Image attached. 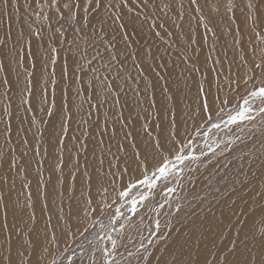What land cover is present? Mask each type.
I'll return each mask as SVG.
<instances>
[{"label":"bare ground","instance_id":"6f19581e","mask_svg":"<svg viewBox=\"0 0 264 264\" xmlns=\"http://www.w3.org/2000/svg\"><path fill=\"white\" fill-rule=\"evenodd\" d=\"M24 1L30 7L22 5L21 17L14 0L7 6L0 0V40L5 41L0 46V264L9 254L12 264H156L157 259L172 264V254L186 240L194 244L201 233L210 246L221 234L233 238L253 217L258 228L264 227L259 224L264 214V115L254 112L255 119L245 121L243 130L228 123L229 114L245 108V99L252 100L249 93L264 87V57H260L264 48H259L263 39H257L253 30L257 24L251 23L245 9L234 8L233 3L242 5V0L213 1L214 12L206 10L201 0L195 4L190 0L191 17L180 25L193 20L194 27L182 28L186 35L194 33L179 34L176 46L170 44L172 36L159 30L163 22L151 7L149 12L141 9L139 17L119 6L116 11L102 8L99 14L90 9L85 22L84 0H78L80 8L72 9L73 19H68V9L58 13L53 0ZM156 1L166 11L160 15L167 23L183 16L182 0ZM109 2L119 0H104ZM155 8L160 9L157 4ZM30 9L34 20L28 18ZM198 11L212 13L217 20H206L210 27L201 25L205 16L200 18ZM113 14L121 20L111 24L104 40L115 37L116 48L109 50L121 60L127 58L125 68L134 79L118 80L120 90L97 97L90 86L89 65L79 59L85 47L80 37L90 34L98 16L107 19ZM46 17H52L53 31L62 40L48 39L52 31ZM214 26L222 32L220 41L214 39L222 47V60L215 63L208 45L211 35L205 36ZM195 46L201 57L197 60L193 53L196 60L191 62L185 49L195 51ZM228 78L230 89L221 83ZM26 86L30 94L24 91ZM205 100L208 112L203 109ZM120 146L129 158L112 165L109 158ZM176 148L193 159L177 161ZM138 149L144 158L137 160ZM161 160L174 165L167 181L159 182L154 192L139 185L129 198L120 195L126 186L150 177ZM166 185L175 191L167 192ZM141 194L149 199L133 205ZM139 212L153 222L152 228H144L148 235L132 230L131 218H139ZM172 223L189 225L149 256L144 248L150 251ZM209 227L213 232L206 231ZM130 233L137 244H118Z\"/></svg>","mask_w":264,"mask_h":264},{"label":"snow or ice","instance_id":"6c2138e0","mask_svg":"<svg viewBox=\"0 0 264 264\" xmlns=\"http://www.w3.org/2000/svg\"><path fill=\"white\" fill-rule=\"evenodd\" d=\"M191 2L195 4L196 0H191ZM3 3L7 6L9 0H3ZM58 3L59 0H53V4ZM84 3L87 5L86 7H83L85 16L82 19L85 22H87V14L90 9L99 14L102 8L111 10L119 6L125 8L128 13L135 12V15L139 17L141 9L156 7L155 0H151V3L150 0H119L118 4L111 2L105 4L104 0H84ZM62 6L69 10L70 14L68 19H73L74 14L72 13V9L80 8L81 4L78 0H70V2L64 3ZM164 7H168V5H164ZM249 7H252V5L249 4ZM56 11L59 13L60 7H57ZM60 18L63 19L64 17L61 15ZM145 19H148L147 13H145ZM119 20H121V16L119 14L109 15L107 19L98 16L97 24L90 29V34L80 37L81 40L85 41V47L80 52L79 59L85 60L89 65V71L92 73V81H95V83L90 81V86L94 88V94L97 97L110 94L113 89L120 90L118 80L126 81L128 79H134L125 68L127 58L121 60L117 54L109 50L110 48H116V44L114 42L115 37L112 36L108 41L104 40V36L108 35V29L111 28V24L116 23ZM119 26L121 28L124 27L122 23ZM77 31H82V29H78ZM35 35H39V32L35 33ZM61 35H63V33H61ZM4 44L5 41L0 40V46H3ZM101 46H103V51H101ZM53 51H55V49H53ZM105 53H107V55H105ZM93 61L96 63L93 64ZM17 62L19 63L20 60ZM52 63L54 64L55 60H53ZM256 67L260 68L261 65L257 64ZM80 71H84L82 64L80 65ZM26 79H28V77H26ZM24 91L29 94L31 93V89L27 86ZM249 96L252 100H244V104L246 105L245 108L238 111L235 115L229 114L228 123L241 126V130H243L242 125L245 121L251 122L255 119V116L253 115L254 112L264 115V87L254 89L249 93ZM254 101H259V104L257 105ZM209 107V104L205 100L203 103V109L205 112L209 111ZM46 114L49 116L52 115L51 112H47ZM63 118L64 117H61V119ZM208 118H211L210 113ZM214 126L217 128L219 127L218 124ZM61 130L63 131V129ZM127 135L128 134L126 133L125 138H127ZM170 142L179 143V141L173 140H170ZM156 147L157 149L161 148L159 142H157ZM173 154L175 159L181 163L186 160L193 159V157L189 156L186 151L181 152L179 148H176ZM101 163H103V161H101ZM173 167L174 165L171 160H161L150 177L145 176L143 179L138 180L130 187L126 186L125 190L122 191L120 195L125 198H129L133 190H138L139 185H148L149 190L154 192L155 187L159 186V182L167 181L169 176L172 175L171 169ZM124 171L126 172L127 169L125 168ZM157 178H159V180H157ZM86 179L90 185L91 177L88 176ZM153 181H157V183L154 185ZM101 190L105 193L107 192V189L103 187V184H101ZM166 190L169 193L175 191L174 188L167 185ZM147 199H149V197L141 194L139 201L133 200V205L143 203ZM132 211L135 214L137 209L134 207ZM237 222L239 223V220ZM257 223L258 222L255 217H253L250 222L245 223L244 227L247 228V231L244 230V227H241L236 230L233 238H229L221 234L219 238L212 241L210 246L205 242L203 233H201V237L198 238L194 244L191 243L190 240H186L185 243L180 246V251L172 254V264H264V227L258 228ZM259 224H264V214L261 215ZM159 229L160 222L157 220L156 230L159 231ZM206 231L211 233L213 232V229L209 227ZM143 247V244H141V248ZM144 251L149 256L152 255L147 248H144ZM19 254L23 255L22 253ZM105 254L106 256L108 255L107 249H105ZM129 255L131 256L133 254L129 252ZM182 256H186V259H181L180 257ZM140 259L144 260L145 257L141 256ZM4 264H12L10 254L5 258ZM156 264H161V261L157 259ZM164 264H168V261H164Z\"/></svg>","mask_w":264,"mask_h":264},{"label":"rangeland","instance_id":"374dc122","mask_svg":"<svg viewBox=\"0 0 264 264\" xmlns=\"http://www.w3.org/2000/svg\"><path fill=\"white\" fill-rule=\"evenodd\" d=\"M190 0H188V4L186 3V0L184 1V0H182V11H183V16L181 17V18H177L174 22H172V23H167V20H166V18H164L165 16H162L161 17V13H162V8H161V6L159 5V3L155 0V3L157 4V6L160 8V9H156V8H154V9H151V8H148V9H144V10H147V12H149V9H151V10H153L152 12L156 15V17H158V18H160L161 20H162V22H163V25L159 28V30H161L164 34H166V35H169V36H172L169 40H170V44H172V45H174V46H176L177 45V42H176V40L178 41V39H177V37L179 36V34H185V31L183 30V28H182V25H186V26H189V27H194V21L193 20H189V21H185L183 24H181L180 25V22L181 21H183V20H185V19H188V18H190L191 17V14H190V10H189V8H191V5H192V3H190L189 2ZM213 1H216V0H201V4L203 5V7L206 9V10H211V11H216L217 9L216 8H213L212 6H213ZM14 2H15V8H17L16 6H17V0H14ZM217 2V1H216ZM242 3H244V4H242L241 5V3L239 2V1H235L234 3H233V6H234V8L236 9V10H238L239 9V7H237V6H241V7H243L244 9H245V12H247V15L249 14V17H250V19H251V23H253V25L254 24H257L256 26H254L253 27V30H254V33H255V35H256V37H257V39L258 38H260V39H263V43H262V46L260 45H258L259 46V48H264V0H242ZM249 4H251L252 5V7H249ZM22 5H24L26 8H29L30 6H29V4H26L25 3V1L24 0H18V15L19 16H21L22 17V15H21V12H20V10L22 9ZM60 5L59 4H57L56 5V7L55 8H57V7H59ZM169 6H172L171 4H169ZM189 6V7H188ZM216 6H217V3H216ZM20 7V8H19ZM61 8H60V11H64V7L61 5L60 6ZM218 7V6H217ZM62 8H63V10H62ZM168 8V7H167ZM119 8H115L114 9V11H116V10H118ZM155 10V11H154ZM32 12V13H31ZM160 12V13H159ZM164 13H166V11L164 10L163 11ZM170 12V11H169ZM204 12H205V10H204ZM200 13L199 11H198V16L201 18V16L202 15H204L205 17H203L202 16V18H201V25H208V23H207V21L206 20H213V22H215L216 20H217V18L215 17V15L214 14H212V13H210V14H206V13ZM252 12V13H251ZM157 13V14H156ZM144 14V16H145V12L143 13ZM32 15H34V16H32ZM165 15V14H164ZM61 16V15H60ZM148 16V15H147ZM207 16H209L208 17V19H207ZM211 16V17H210ZM153 17H155V16H153ZM2 18V16L0 15V19ZM28 18H32L33 20H34V18H35V12H34V10H32V9H30L29 11H28ZM47 18V17H46ZM52 18V17H51ZM50 18V19H51ZM216 18V19H215ZM31 19V20H32ZM50 19L48 20V19H46V25H47V28L49 29V31H50V29H51V31L52 32H50L49 33V37H48V39H51L52 38V36H54L52 39H56L57 41H60V40H62L61 39V37H59V35H58V33L56 32V30H55V32L53 31L54 29H53V27L51 26V24H53L51 21H50ZM163 19H164V21H163ZM215 19V20H214ZM205 21V22H204ZM42 23H45V20L43 19L42 21H41ZM204 22V23H203ZM51 23V24H50ZM50 25V26H49ZM152 25H153V27L154 28H156L157 30H158V28L157 27H155V26H157L158 24L157 23H152ZM221 25H222V23H221ZM35 26L36 27H39V28H41V29H43V30H45L46 32H47V30L46 29H44L43 28V25H38V24H35ZM208 27H210L209 25H208ZM61 28H63L62 26H61ZM172 28H177V29H179L177 32H174L173 31V29ZM221 28H225V26H221ZM209 29V31H207L206 30V34H205V36H210L209 37V47L211 48V50L214 52V58L212 59V62L213 63H215V61H217V60H222L221 59V57H220V50L219 49H222V47L220 48L219 47V43L218 42H215L214 41V39H216V40H219L220 41V38H219V34H221V33H219V31L217 30V28L214 26V28L213 29H210V28H208ZM62 29H60V31H61ZM237 30H240V27H238L237 28ZM134 33V32H133ZM172 33V34H171ZM192 33H194V32H191V34L190 35H186V37H190L191 35H192ZM229 33H231V31H229ZM252 33H253V31H252ZM51 34V35H50ZM226 34H227V32H226ZM218 36V37H217ZM132 37L133 38H135L136 39V37H135V34L134 35H132ZM254 37V36H253ZM169 40L167 41V44H168V42H169ZM259 40V39H258ZM135 47H137V46H139V44H137V45H134ZM185 51H186V54H185V57L189 60V61H191V62H195V60L197 59V60H199L200 59V55L198 54L199 53V50L197 49L196 50V46H195V51H193V48H191L190 50H186L185 49ZM194 53V57L196 58L195 60H192V54ZM264 55V53L263 54H261V58L262 57H264L263 56ZM194 59V58H193ZM9 60H11V63H10V65L13 63V61H12V58L10 59V57H9ZM140 61H137L136 63H139ZM221 72V71H220ZM138 76V75H137ZM230 78V77H229ZM229 78L227 79V80H223L222 79V81H221V83L223 84V88L226 86H232L231 85V81L232 80H229ZM222 87V86H221ZM227 87V89H230V88H228ZM240 101H243V100H240ZM123 106V105H122ZM56 107L57 106H50V108L51 109H53V110H56ZM175 137V136H174ZM119 139H120V142H122V136L120 135L119 136ZM166 153H167V150H166ZM129 155L130 154H128L121 146L120 147H117L116 148V151H115V156H113V157H111V158H109V160L112 162V165L114 164V163H116V161H124L125 159H127V158H129ZM103 157H105L104 155H103ZM136 157H137V160H138V158L140 157V158H144V156L141 154V149H138V151H137V153H136ZM120 167L122 168V167H124V164L123 165H120ZM58 202V201H57ZM58 204H59V202H58ZM168 208V207H167ZM66 211V210H65ZM54 213H57V211H55L54 210ZM139 214H140V212H139ZM141 216H138L139 218H137V216L135 215V216H133L132 218H131V225L133 226V228H132V230H137L136 231V233H135V235L137 234V235H148V233H145L144 232V228H145V230L147 231V230H149L150 228H152V225H153V222H148V220H147V214H140ZM165 217V214L164 213H161L160 214V218H164ZM69 218V216H66V220ZM125 227H126V224H123ZM188 225H189V223H187L186 225H184V226H178V225H176V223H172L171 224V226H168V230L161 236V237H159V241L157 240V242L155 243V244H153L152 246H150L151 248H150V252L152 253V257H154L156 254H157V247H159V246H163L164 244H166L167 242H172L173 241V238H175L176 237V235L179 233V231H181L182 229H186L187 227H188ZM160 232H162V230H160ZM116 235H118V234H116ZM134 236V235H133ZM133 236H131V233L129 234V236H127V237H122L121 238V240L118 242V244H121V245H123V246H129V245H135V244H137V242H134L133 241ZM78 237V236H77ZM165 238H167V239H165ZM110 240V239H109ZM110 242L111 243H116L114 240H110Z\"/></svg>","mask_w":264,"mask_h":264}]
</instances>
